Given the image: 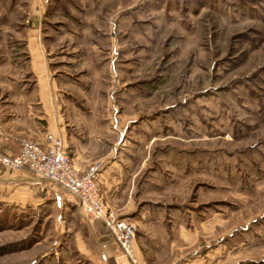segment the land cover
<instances>
[{"label": "rangeland", "instance_id": "rangeland-1", "mask_svg": "<svg viewBox=\"0 0 264 264\" xmlns=\"http://www.w3.org/2000/svg\"><path fill=\"white\" fill-rule=\"evenodd\" d=\"M37 38L108 127L117 111L131 209L107 207L162 221L165 262L264 264V0H0V100L33 83ZM21 204L0 196V264H112L59 192Z\"/></svg>", "mask_w": 264, "mask_h": 264}, {"label": "crops", "instance_id": "crops-1", "mask_svg": "<svg viewBox=\"0 0 264 264\" xmlns=\"http://www.w3.org/2000/svg\"><path fill=\"white\" fill-rule=\"evenodd\" d=\"M37 40L28 47V70L34 76L33 83H26L27 79H22L21 93H18L20 100L12 97L10 92L0 100V151L11 156L17 152L19 138L43 144L46 133L56 135L61 138L72 165L82 167L96 159H103L99 187L105 204L118 206L123 211L130 210L131 200L127 198L128 194L124 197L126 188L121 183L122 158L116 150L122 145V132L116 121L117 111L110 113L108 127L105 122L108 116L106 110L87 107L89 95L87 97L82 91L74 93L65 79H59L49 72L44 46ZM106 128L115 131L114 140ZM58 191L55 184L37 179L25 170L14 171L0 165V196L8 197L12 202L38 205L49 194L55 197ZM143 223V226L138 225L135 239L133 237L132 240L136 264H177V258L169 262L164 259V223ZM92 232L95 239L97 236L110 239L107 242L110 251L101 247L105 243L96 241L99 255L104 261L109 259L112 264H129L127 261L118 263L112 258L111 249L116 244L106 229L104 232L107 233L103 235L94 229ZM168 254L170 256V250Z\"/></svg>", "mask_w": 264, "mask_h": 264}, {"label": "built area", "instance_id": "built-area-1", "mask_svg": "<svg viewBox=\"0 0 264 264\" xmlns=\"http://www.w3.org/2000/svg\"><path fill=\"white\" fill-rule=\"evenodd\" d=\"M0 165L14 171L25 170L37 179L55 184L64 202L73 203L82 217L103 223L117 246L115 258L122 255L131 264H136L132 249L136 227L133 222L119 218L106 206L99 187L100 160L87 167L74 168L61 138L46 133L43 144L19 138L14 155L9 156L0 151Z\"/></svg>", "mask_w": 264, "mask_h": 264}]
</instances>
